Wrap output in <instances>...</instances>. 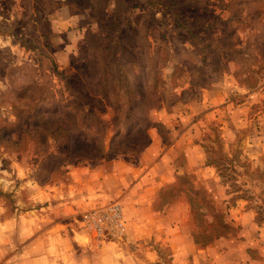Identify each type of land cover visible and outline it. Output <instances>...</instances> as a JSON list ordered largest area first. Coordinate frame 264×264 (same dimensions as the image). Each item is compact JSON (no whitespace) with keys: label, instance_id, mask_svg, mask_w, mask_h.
<instances>
[{"label":"rangeland","instance_id":"374dc122","mask_svg":"<svg viewBox=\"0 0 264 264\" xmlns=\"http://www.w3.org/2000/svg\"><path fill=\"white\" fill-rule=\"evenodd\" d=\"M190 1L192 20L223 21L203 31L201 43L178 31L163 8L143 11L137 46L157 73L141 82L157 107L127 119L103 102L87 107L85 90L76 95L66 85L88 58L102 65L107 42L99 36L100 20L90 11L72 14L64 0H0V264H212L203 251L178 263L164 242L149 244L153 257L141 262L115 256L120 247L139 250L125 244L123 195L168 152L180 173L155 207L187 198L198 247L229 237L239 246L222 247L231 254L221 264H264L256 245L264 242V0ZM114 8L111 2L109 12ZM212 40L225 48L220 67L209 85L194 86L188 66H202L200 49ZM75 126L80 137L70 139ZM142 129L151 140L146 148L117 152ZM117 130L125 137L113 146ZM180 138L184 146L177 150ZM112 205L122 211L119 231L107 218L96 221ZM240 213L249 227L238 225Z\"/></svg>","mask_w":264,"mask_h":264},{"label":"trees","instance_id":"16d2710c","mask_svg":"<svg viewBox=\"0 0 264 264\" xmlns=\"http://www.w3.org/2000/svg\"><path fill=\"white\" fill-rule=\"evenodd\" d=\"M64 1L72 14L90 11L92 18H96L97 21L100 20L99 36L103 37V40L107 42L105 56H103V59H100L103 62L102 65L99 66L97 64L95 57L88 58V62L78 68L80 77L77 75L68 77L66 85L76 95L81 93V89L85 90V98L88 100L87 107L91 106V108L96 107L100 109L103 108L100 102H103L104 106H107L110 110L113 109L115 115L119 118L121 114H127V119L131 118L130 113H135L136 111H140V114L143 115L144 109L148 110L157 107L154 96L149 97L147 95L141 82L142 78H146L147 73H157L154 72L156 70L155 67H149V64L144 62L143 56L141 57L142 51L137 46L142 35L143 25L147 21V15L143 14L146 8H163L172 16L174 26L178 31L186 32V35L188 34L191 37L199 39L201 43H205V38L201 36V33L209 28H216L217 23L223 21L221 17L213 16L211 22L206 26L207 17L192 20L190 15L195 12L191 10L192 5L190 4V0H146L147 2L143 4L140 2L141 0ZM111 2H114L115 8L109 12L108 6ZM208 6H205L204 10H207ZM136 10H140L142 13L132 20L127 17L128 13ZM107 17L109 18L108 20H106ZM149 18L152 23L156 19L154 15H151ZM189 18L192 21L191 23H187V19ZM127 34H129V37H126ZM147 41L149 40L147 39ZM222 45L223 42L221 41H217V45H215L213 40L209 44L203 45V48L200 49V52H202V66L197 67V69L188 66L190 69L188 71H191L192 75H196L197 77L192 82L194 86H207L210 84L209 79H212L211 75L214 76V68L220 67L219 55L225 49L222 48ZM195 47L198 48V44H195ZM156 56L157 52H155V56L151 59V65H153V60ZM209 58L211 63H208ZM127 63L129 64L127 65ZM101 74L102 78L99 77ZM130 74L134 78V84L130 82ZM70 80L77 82L78 91H76V88H73L74 84ZM110 94H112V98L109 96ZM123 101L126 103L124 104ZM67 135L68 137L71 136L70 139L72 137L78 138L80 137V129L75 126L70 132H67ZM119 136L120 138L125 137L120 130H117L115 136L112 138L111 144L113 146L118 144ZM130 140L131 143L123 147L120 146L117 152H137L146 148L151 142L148 130L143 129L131 133ZM85 142L86 144L89 143L88 141ZM97 147L99 150L105 151L103 144H99ZM97 157L98 155L95 156V158Z\"/></svg>","mask_w":264,"mask_h":264},{"label":"crops","instance_id":"0c3cea01","mask_svg":"<svg viewBox=\"0 0 264 264\" xmlns=\"http://www.w3.org/2000/svg\"><path fill=\"white\" fill-rule=\"evenodd\" d=\"M183 142V138L177 140L174 144L175 149L180 150L184 146ZM171 162L173 160L170 159L169 152L163 156L160 155L157 163L150 167L149 171H146L147 174L141 175L137 179L134 187L123 195L121 202L123 204V215L126 222L125 244L129 246L127 243H133L139 250L131 251L130 249H126V247H120L118 252L115 251V256L124 257L125 255L126 259L141 262V259H147L146 257L149 256L151 258L153 257L155 249L149 247V244L157 245L164 242L172 247L173 252H175L173 255L178 263H181L190 255H193L196 260L198 255L203 251L207 256L211 255L210 257H214L212 264H221L222 260H228L230 258L229 254H231L229 253V248L227 254L222 252V247L233 242H237L239 246L240 240L233 241L229 237L215 239L208 246L200 248L196 245L192 226L190 225L191 207L187 198L179 196L170 206H165L162 209L155 207V202L159 198L160 192L166 186L175 183L180 173L174 163L175 167H171ZM147 178L148 181L145 183V179ZM236 215L238 225H248L249 227L248 223L251 220H244L243 213L242 215L241 213L240 215ZM240 219L243 220L240 221ZM263 243L256 245L264 257ZM241 247H243L242 244ZM138 251H143L144 253H135ZM237 251H239L238 248ZM231 252L233 251L231 250ZM113 258L112 256L107 258L103 257V259L108 260ZM101 259L102 256L100 257V261ZM232 262L235 263V260Z\"/></svg>","mask_w":264,"mask_h":264},{"label":"built area","instance_id":"2783aa9c","mask_svg":"<svg viewBox=\"0 0 264 264\" xmlns=\"http://www.w3.org/2000/svg\"><path fill=\"white\" fill-rule=\"evenodd\" d=\"M96 217H98L96 221H102V218H107L106 222L110 223L114 230L119 231L122 229V211L118 205L110 206L106 211L99 213Z\"/></svg>","mask_w":264,"mask_h":264}]
</instances>
